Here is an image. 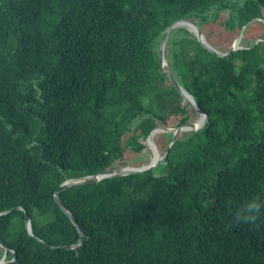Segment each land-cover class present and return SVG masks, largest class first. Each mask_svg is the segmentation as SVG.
<instances>
[{
	"label": "trees",
	"instance_id": "obj_1",
	"mask_svg": "<svg viewBox=\"0 0 264 264\" xmlns=\"http://www.w3.org/2000/svg\"><path fill=\"white\" fill-rule=\"evenodd\" d=\"M262 10L264 0H0L6 264H264V213L232 220L264 200V42L222 58L173 30L166 59L207 125L181 133L153 171L61 192L83 236L55 198L70 179L129 166L155 129L196 121L161 63L169 26L229 12L239 33Z\"/></svg>",
	"mask_w": 264,
	"mask_h": 264
},
{
	"label": "water",
	"instance_id": "obj_2",
	"mask_svg": "<svg viewBox=\"0 0 264 264\" xmlns=\"http://www.w3.org/2000/svg\"><path fill=\"white\" fill-rule=\"evenodd\" d=\"M178 28L188 29L190 32H192L194 35H196L199 42L206 49H208L213 54H215L219 57H222V58L228 57L232 53L243 49L240 46V43H241V37H242V33H243L244 29H242L239 37L234 41L233 45L225 53L220 51L218 48L212 46L211 44H209V42L205 39V37H204L201 29L199 28V26L190 20L176 21L166 29V31L163 33V36H162L161 49H160V57H161V63H162L163 69H164L165 73L167 74L168 78L170 79V81L172 82V84L181 93V95L183 96L185 101L200 116V119L195 123H190V124L181 126L179 128H158V129H155L148 137V141H149L150 145L154 144L153 143V135H155V133H157L159 131H164L166 133H172L174 136H173V140H172L171 144L169 145L168 152L163 156L158 152L159 157H160L158 159H156V152H155L154 160L147 166H143V167L127 166V167L119 168V169H111V170H108L104 173H100L98 175H92V176H87V177L77 178V179H70V180L66 181L61 186L59 191L56 192L55 198H56V201L59 204V206L63 209V211L70 217V219L73 221V223L79 228L82 236H83V231L80 229L79 224L77 222V219L71 213V211L63 204V201L60 198L61 192L66 191L67 189L75 187V186L100 183V182L107 180V179L124 177V176L132 175V174H139V173H145V172L153 171L154 169H156L160 164H162L165 161V159L168 156L169 150L172 148L173 144L175 143V141L177 140V138L179 137V135L181 133L202 130L208 123V115L206 113H204L202 111V109L198 106L194 96L192 94H190L179 83V81L177 80L175 74L172 72V70L168 64V61L166 59V49H167V44H168L170 34L173 30L178 29ZM20 209L26 213V223H27V230H28L29 234L33 237H36L34 230H33L32 219H31L29 212L25 208H20ZM40 241L43 242L42 240H40ZM81 244H82V239L79 242V244H77L75 246H63V247L54 246V245H50V246L52 248H58V249H61V248H63V249H75L76 247H79ZM0 245L3 248H5V250H6V254H5L3 260L0 262V264H6L7 252L9 251V248L1 240H0Z\"/></svg>",
	"mask_w": 264,
	"mask_h": 264
},
{
	"label": "rangeland",
	"instance_id": "obj_3",
	"mask_svg": "<svg viewBox=\"0 0 264 264\" xmlns=\"http://www.w3.org/2000/svg\"><path fill=\"white\" fill-rule=\"evenodd\" d=\"M225 3H229L230 1H225ZM232 3V2H231ZM259 17L252 19L249 23H247L242 29V37L240 46L244 49L245 46L249 43H260L264 42V10L260 11ZM229 12H224L220 15V18L216 20V17L211 16L209 20H201L199 18L195 19H181V20H190L199 26L201 29L205 39L212 46L218 48L222 52H227L230 47L233 45L234 41L239 37L242 29L239 33L234 32L235 27L238 24L237 18L232 20V23H229L230 19ZM192 33V32H191ZM193 34V33H192ZM237 36V37H235ZM222 39L224 42H220ZM231 42L227 43V41ZM168 49V46H167ZM168 51H166L167 53ZM196 121L200 119V116L196 113ZM194 122V123H195ZM164 131H159L153 135V143L156 146L157 151L163 155L162 147L168 141V136H166ZM141 143L148 146V149L142 153L136 151H129L127 153L126 162H129L131 167H143L149 165L155 158V149L153 145L149 144L148 139L142 140Z\"/></svg>",
	"mask_w": 264,
	"mask_h": 264
},
{
	"label": "clouds",
	"instance_id": "obj_4",
	"mask_svg": "<svg viewBox=\"0 0 264 264\" xmlns=\"http://www.w3.org/2000/svg\"><path fill=\"white\" fill-rule=\"evenodd\" d=\"M264 213V200L259 196L248 199L238 206L232 214V220L235 224H256Z\"/></svg>",
	"mask_w": 264,
	"mask_h": 264
},
{
	"label": "bare ground",
	"instance_id": "obj_5",
	"mask_svg": "<svg viewBox=\"0 0 264 264\" xmlns=\"http://www.w3.org/2000/svg\"><path fill=\"white\" fill-rule=\"evenodd\" d=\"M152 145H153V147H154V149H155V152H156V159L160 158V157H159V154H158V151H157V149H156V146H155L154 144H152ZM156 159H155V160H156Z\"/></svg>",
	"mask_w": 264,
	"mask_h": 264
}]
</instances>
